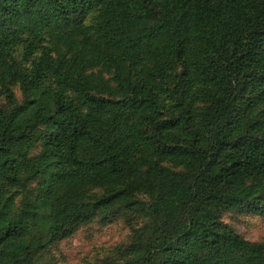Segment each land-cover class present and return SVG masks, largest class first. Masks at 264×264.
<instances>
[{
	"label": "trees",
	"instance_id": "obj_1",
	"mask_svg": "<svg viewBox=\"0 0 264 264\" xmlns=\"http://www.w3.org/2000/svg\"><path fill=\"white\" fill-rule=\"evenodd\" d=\"M264 0H0V264H264Z\"/></svg>",
	"mask_w": 264,
	"mask_h": 264
},
{
	"label": "rangeland",
	"instance_id": "obj_2",
	"mask_svg": "<svg viewBox=\"0 0 264 264\" xmlns=\"http://www.w3.org/2000/svg\"><path fill=\"white\" fill-rule=\"evenodd\" d=\"M226 222L246 239L264 243V218L228 215ZM125 226L116 222L101 228L96 225L81 229L73 238L62 242L55 251L57 264H92L109 256L112 250L128 238Z\"/></svg>",
	"mask_w": 264,
	"mask_h": 264
}]
</instances>
